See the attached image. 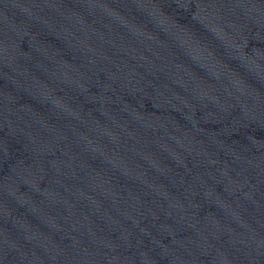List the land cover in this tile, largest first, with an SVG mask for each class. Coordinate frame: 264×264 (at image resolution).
<instances>
[{
    "label": "water",
    "instance_id": "obj_1",
    "mask_svg": "<svg viewBox=\"0 0 264 264\" xmlns=\"http://www.w3.org/2000/svg\"><path fill=\"white\" fill-rule=\"evenodd\" d=\"M0 264H264V0H0Z\"/></svg>",
    "mask_w": 264,
    "mask_h": 264
}]
</instances>
